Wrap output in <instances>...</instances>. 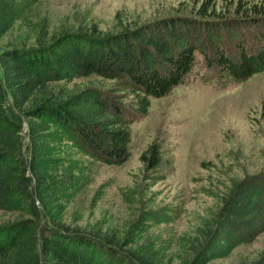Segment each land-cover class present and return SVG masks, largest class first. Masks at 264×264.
I'll return each mask as SVG.
<instances>
[{"label": "trees", "instance_id": "1", "mask_svg": "<svg viewBox=\"0 0 264 264\" xmlns=\"http://www.w3.org/2000/svg\"><path fill=\"white\" fill-rule=\"evenodd\" d=\"M23 1L0 0V43ZM217 1L196 7L199 19L170 17L105 34L95 26L49 35L43 27L35 45L0 47V208L21 214L0 225V264H172L148 242H122L63 221L59 152L68 139L95 160L126 161L135 118L149 112L152 97L184 82L200 57L227 79L264 70V0H239L225 12ZM258 26L262 32L254 35L263 43L255 49L237 40L235 54L217 42L226 29L254 33ZM92 74L116 85L65 92L53 84ZM141 159L144 176L156 177L164 163L161 142L149 143ZM263 231L264 171L245 175L221 197L215 222L201 229L186 264L226 256ZM103 251L110 256L101 257ZM242 264H264V251Z\"/></svg>", "mask_w": 264, "mask_h": 264}, {"label": "rangeland", "instance_id": "2", "mask_svg": "<svg viewBox=\"0 0 264 264\" xmlns=\"http://www.w3.org/2000/svg\"><path fill=\"white\" fill-rule=\"evenodd\" d=\"M203 1L24 0L0 47L35 45L43 27L49 35L63 29L92 31L95 26L105 34L170 17L199 19L195 9ZM238 1L218 0L217 9L225 12ZM262 29H226L217 42L235 54L237 40L255 49L263 42L254 34ZM200 59L184 82L152 97L149 112L135 118L130 155L123 163L95 160L72 141H62L58 184L63 221L122 242H148L172 264L192 258L201 229L216 220L221 197L245 175L264 171V70L244 80L227 79ZM115 83L97 74L53 82L65 92ZM152 141L161 142L164 163L156 177L146 178L141 153ZM20 216L0 208V225ZM263 251L264 231L206 264H242ZM109 256L108 251L101 254Z\"/></svg>", "mask_w": 264, "mask_h": 264}, {"label": "water", "instance_id": "3", "mask_svg": "<svg viewBox=\"0 0 264 264\" xmlns=\"http://www.w3.org/2000/svg\"><path fill=\"white\" fill-rule=\"evenodd\" d=\"M26 129V128H25Z\"/></svg>", "mask_w": 264, "mask_h": 264}]
</instances>
